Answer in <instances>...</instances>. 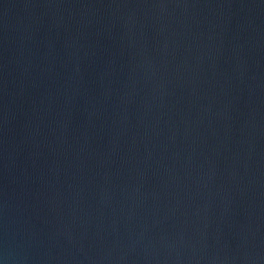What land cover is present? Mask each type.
I'll return each instance as SVG.
<instances>
[{"label":"water","instance_id":"1","mask_svg":"<svg viewBox=\"0 0 264 264\" xmlns=\"http://www.w3.org/2000/svg\"><path fill=\"white\" fill-rule=\"evenodd\" d=\"M0 264H264V0H0Z\"/></svg>","mask_w":264,"mask_h":264}]
</instances>
